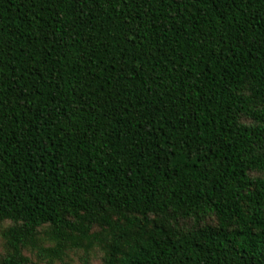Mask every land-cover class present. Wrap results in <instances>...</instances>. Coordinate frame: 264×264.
Here are the masks:
<instances>
[{
  "label": "trees",
  "instance_id": "16d2710c",
  "mask_svg": "<svg viewBox=\"0 0 264 264\" xmlns=\"http://www.w3.org/2000/svg\"><path fill=\"white\" fill-rule=\"evenodd\" d=\"M264 264V0H0V264Z\"/></svg>",
  "mask_w": 264,
  "mask_h": 264
},
{
  "label": "rangeland",
  "instance_id": "374dc122",
  "mask_svg": "<svg viewBox=\"0 0 264 264\" xmlns=\"http://www.w3.org/2000/svg\"><path fill=\"white\" fill-rule=\"evenodd\" d=\"M92 264H101V261H100V258L99 257H97V256H94L93 258H92ZM79 262H80V259L78 258V257H74V261L72 262V264H79Z\"/></svg>",
  "mask_w": 264,
  "mask_h": 264
}]
</instances>
